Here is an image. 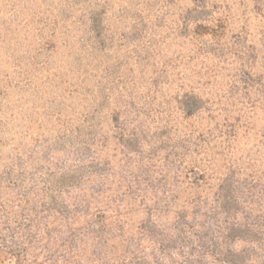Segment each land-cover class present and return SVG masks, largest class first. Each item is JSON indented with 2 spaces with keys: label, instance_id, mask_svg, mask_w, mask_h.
Returning <instances> with one entry per match:
<instances>
[{
  "label": "rangeland",
  "instance_id": "374dc122",
  "mask_svg": "<svg viewBox=\"0 0 264 264\" xmlns=\"http://www.w3.org/2000/svg\"><path fill=\"white\" fill-rule=\"evenodd\" d=\"M0 264H264V0H0Z\"/></svg>",
  "mask_w": 264,
  "mask_h": 264
}]
</instances>
